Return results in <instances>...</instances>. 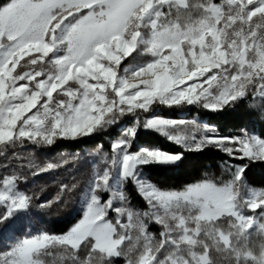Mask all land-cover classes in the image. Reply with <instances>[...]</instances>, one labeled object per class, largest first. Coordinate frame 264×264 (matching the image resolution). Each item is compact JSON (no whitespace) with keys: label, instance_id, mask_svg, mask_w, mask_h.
Listing matches in <instances>:
<instances>
[{"label":"snow or ice","instance_id":"1","mask_svg":"<svg viewBox=\"0 0 264 264\" xmlns=\"http://www.w3.org/2000/svg\"><path fill=\"white\" fill-rule=\"evenodd\" d=\"M133 53L147 59L125 64ZM240 103L264 114V0H0V264H264V188L247 182L249 165L264 163V136H223L197 119L156 114ZM129 116L131 126L90 159L76 152L25 164L15 151L94 138ZM139 129L179 150L135 149ZM207 148L241 163H225L227 179L181 190L142 175ZM78 163L91 169L80 218L61 234H33L36 197L21 185ZM129 182L143 208L131 205ZM78 187L74 177L60 181L36 206L62 204Z\"/></svg>","mask_w":264,"mask_h":264},{"label":"trees","instance_id":"2","mask_svg":"<svg viewBox=\"0 0 264 264\" xmlns=\"http://www.w3.org/2000/svg\"><path fill=\"white\" fill-rule=\"evenodd\" d=\"M141 55H134L136 61L140 60ZM181 111L184 112L183 117L180 115ZM158 115L174 119H195L198 117L201 119L198 122L215 126L217 134L223 136L238 135L242 129L264 136V114L250 109L247 103H240L231 108H226L223 112L206 111L192 106L163 108L160 109ZM130 120L132 122V119ZM121 134H123V131L113 126L107 132L100 133L94 138L76 141L59 140L53 146L43 147L28 144L25 147L17 148L15 151L24 159L25 164L29 160H34L37 164H44L49 161L59 162L62 159L70 158L76 152L87 158L86 154L94 150L97 145L104 144L107 150L108 143L119 138ZM140 146L159 147L167 151L179 150L164 136L144 129L138 130L137 138L134 141L135 149ZM7 160L15 163L12 150L9 151ZM0 163H4L3 157H0ZM225 163L239 164L241 162L230 161L224 153L214 148H207L202 152L185 153L183 162L177 165H147L148 172L145 176L164 190H181L187 184L203 179L217 181L227 179L228 174L224 167ZM4 171V169H0V176L4 174ZM90 174V166L78 163L75 167L65 166L36 176L28 175L27 183L22 184L21 188L30 195L35 194L36 197L33 200V207L28 213V216L34 221L31 226L33 234L41 230L51 234H61L66 232L80 218L83 211V192ZM73 177L79 181V187L71 196L65 197L64 203L50 209H41L36 206L39 201L51 199L56 195L60 181L68 182ZM247 182L250 187L264 188V163L254 162L249 165ZM125 191L129 195L131 205L134 208L144 207L135 187L130 182L125 185ZM27 231L28 229H25L24 232L17 230L12 234L5 232L2 239L7 242L17 237L22 238ZM255 243L258 247L260 241L257 239ZM5 246L6 243H0V251L4 250ZM120 264H123V261Z\"/></svg>","mask_w":264,"mask_h":264},{"label":"rangeland","instance_id":"3","mask_svg":"<svg viewBox=\"0 0 264 264\" xmlns=\"http://www.w3.org/2000/svg\"><path fill=\"white\" fill-rule=\"evenodd\" d=\"M134 55H136L135 53H133V56ZM137 56V55H136ZM142 56V55H141ZM135 57V56H134ZM138 59V58H137ZM147 59V57H145L144 55L142 56V57H140V60H138V61H136V57H135V60L133 61V59H132V57H129L128 58V60L127 61H125V64H127V63H129V62H132V63H141V62H144L145 60ZM180 107H182V106H177V107H171V108H180ZM192 107H194V106H192ZM163 108H169V107H165V106H160L158 109H157V111H156V114L158 115V113H159V111H160V109H163ZM180 115L183 117V115H184V112L183 111H181L180 112ZM130 119H132V117H125L121 122H119L117 125H114V126H116L117 127V129H119V130H121V131H123V129L124 128H126V127H128V126H131V120ZM180 119H184V118H180ZM195 119H197V120H201V119H199L198 117H196ZM251 133H253V132H251ZM254 134H256V133H254ZM99 135V134H98ZM98 135H96V136H98ZM122 135V134H121ZM120 135V136H121ZM257 135V134H256ZM118 139V138H117ZM140 147H142V146H140ZM139 148V147H138ZM138 148H136V149H138ZM88 159H90L89 157H87ZM141 172H142V175L147 179V177L145 176L146 175V173L148 172V168L146 167V166H144L142 169H141ZM149 180V179H148ZM150 181V180H149ZM151 182V181H150ZM116 183H119L118 181H116ZM141 201V203H142V205H144V202H143V200L141 199L140 200Z\"/></svg>","mask_w":264,"mask_h":264}]
</instances>
